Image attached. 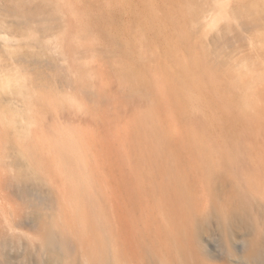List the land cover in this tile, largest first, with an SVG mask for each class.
<instances>
[{"label":"rangeland","instance_id":"obj_1","mask_svg":"<svg viewBox=\"0 0 264 264\" xmlns=\"http://www.w3.org/2000/svg\"><path fill=\"white\" fill-rule=\"evenodd\" d=\"M71 7V46L82 57L73 87L62 88L61 71L34 96L54 107L0 110V222L20 225L0 230V264H32L37 242L28 239L52 206L127 237L175 219L192 225L197 249L218 264H264V83L245 94L226 82L211 94L152 91L156 78L123 63V0ZM43 53L30 74L44 70ZM21 91L12 85L0 97L28 98Z\"/></svg>","mask_w":264,"mask_h":264},{"label":"bare ground","instance_id":"obj_2","mask_svg":"<svg viewBox=\"0 0 264 264\" xmlns=\"http://www.w3.org/2000/svg\"><path fill=\"white\" fill-rule=\"evenodd\" d=\"M233 2L123 0V63L135 75L156 78L157 85L149 88L159 93L211 94L227 84L242 94L252 91L257 83H264V0ZM73 4L74 0H0V10L13 16L10 21L0 16V89L17 85L22 90L19 95L28 97L2 96L0 110L32 112L37 106L54 107L51 101L34 98L43 96L44 78L61 71L65 74L62 88L73 87L82 58L71 46L78 36L66 21L67 15L74 16ZM111 6L109 18L115 20ZM23 48L29 50L20 52ZM118 48L113 43L110 51ZM42 52L46 77L44 70L28 71L43 65L36 59ZM204 68L208 70H200ZM65 98L62 101L79 107L75 99ZM63 213L52 206L34 224L35 238L28 239L37 242L32 264H218L197 249L191 224L169 218L149 234L127 237L118 232L109 235L104 223L76 221L61 217ZM190 216L186 220L192 222ZM19 226L14 221L0 222V230L13 231ZM46 245L48 257L42 255ZM254 253L249 251L245 257L250 259Z\"/></svg>","mask_w":264,"mask_h":264}]
</instances>
